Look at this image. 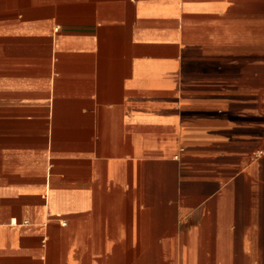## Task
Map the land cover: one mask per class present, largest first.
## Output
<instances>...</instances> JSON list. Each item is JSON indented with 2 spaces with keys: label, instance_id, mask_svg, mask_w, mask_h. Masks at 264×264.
Wrapping results in <instances>:
<instances>
[{
  "label": "crops",
  "instance_id": "1",
  "mask_svg": "<svg viewBox=\"0 0 264 264\" xmlns=\"http://www.w3.org/2000/svg\"><path fill=\"white\" fill-rule=\"evenodd\" d=\"M0 264H264V0H0Z\"/></svg>",
  "mask_w": 264,
  "mask_h": 264
},
{
  "label": "built area",
  "instance_id": "2",
  "mask_svg": "<svg viewBox=\"0 0 264 264\" xmlns=\"http://www.w3.org/2000/svg\"><path fill=\"white\" fill-rule=\"evenodd\" d=\"M11 222H12V223H16V220H15V219H12V220H11ZM23 222H24V223H27V222H28V220H27V219H24V221H23ZM63 223H64V222H63Z\"/></svg>",
  "mask_w": 264,
  "mask_h": 264
}]
</instances>
